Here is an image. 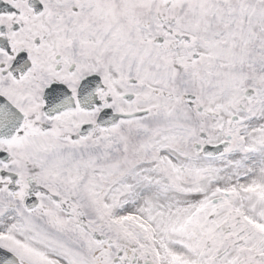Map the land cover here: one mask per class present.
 I'll return each instance as SVG.
<instances>
[{
	"label": "snow or ice",
	"instance_id": "obj_1",
	"mask_svg": "<svg viewBox=\"0 0 264 264\" xmlns=\"http://www.w3.org/2000/svg\"><path fill=\"white\" fill-rule=\"evenodd\" d=\"M0 264H264V0H0Z\"/></svg>",
	"mask_w": 264,
	"mask_h": 264
}]
</instances>
